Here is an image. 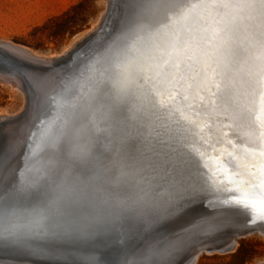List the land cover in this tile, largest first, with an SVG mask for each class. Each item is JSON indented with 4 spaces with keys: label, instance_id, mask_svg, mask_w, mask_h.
Masks as SVG:
<instances>
[{
    "label": "snow or ice",
    "instance_id": "6c2138e0",
    "mask_svg": "<svg viewBox=\"0 0 264 264\" xmlns=\"http://www.w3.org/2000/svg\"><path fill=\"white\" fill-rule=\"evenodd\" d=\"M168 8V0H109L106 15L119 21L110 45L87 54L92 64L83 70L77 57L65 70L71 77H55L50 89L42 90L41 78L15 66L5 69L4 74L30 82L41 124L53 111L49 91L60 87L69 95L48 127L46 139L58 166L43 185L18 184L14 170L5 175L3 165L12 154L0 152V264L31 258L41 264H100L96 252L120 240L121 256L133 257L135 264H184L190 237L223 226L197 218L194 205L204 198L206 181L198 161L183 148L188 128L152 97L169 88L178 97L184 76L189 89L211 84L210 111L247 129L242 159L252 162L243 171L235 157L224 163L237 179L246 171L255 181L252 189L262 190L264 210V147L258 145L264 141V103L260 116L255 109L258 94L264 101V92L257 91L264 86V0H200V22L215 40L205 34L194 41L186 30L172 33L163 45L146 39V19ZM182 64L187 73L180 72ZM81 81L82 94L75 88ZM188 99L185 94L177 101L178 110ZM86 112L98 114L104 127L97 131L106 135L82 123ZM243 195L255 206L251 189ZM234 203L248 207L239 196ZM131 237L139 244L129 246Z\"/></svg>",
    "mask_w": 264,
    "mask_h": 264
},
{
    "label": "bare ground",
    "instance_id": "6f19581e",
    "mask_svg": "<svg viewBox=\"0 0 264 264\" xmlns=\"http://www.w3.org/2000/svg\"><path fill=\"white\" fill-rule=\"evenodd\" d=\"M187 1L189 0H168L169 8L167 10L150 15L145 22L148 23L147 25L149 29L153 26L157 28V30L154 31V34L150 36H153V38L158 37L157 40H159L160 44H163L160 42L161 39L169 37L172 33H179L183 35L185 34V30L188 34L193 36L194 41L195 38L204 36L205 34L208 37L210 35L213 36L211 31L205 33L204 24L200 22V20L203 19L201 17L202 10L199 8L200 0H191L189 3H187ZM104 2L106 6L105 9L99 13L96 21L89 27V29L83 32L76 40L69 42V44L59 52H40L34 47L26 45V43L24 44L16 42L15 40L7 37H0V49H10V51L16 53L17 57L20 59L23 58L24 60L35 63L38 66H43L44 69H47V72H50V69L55 65L65 62L64 58L71 54L74 50L75 51L72 54H76L78 51H82L84 48H88L91 45L89 44L90 41L86 42L87 38L85 41H83V39L87 36L93 37L99 33L100 30H102L101 28L103 27V21L108 17L106 13L108 10L109 0H104ZM208 25L210 28L215 27L211 21H208ZM159 28H162V30H158ZM142 35H144L145 38L149 37L147 31L142 33ZM9 66L13 65H11L9 62H6L3 65H0V68L5 73V69ZM16 68L22 72V69L19 67V65H16ZM21 78L22 76H10L7 74L0 76L1 81H6L8 84H10V86H12L14 90L20 91L22 95V103L17 111L10 112L4 108L0 109V135L3 136L8 134L12 136L16 132L17 128L20 129L19 134L16 135V133V136H13L12 141L9 142V145H7V148L5 149L11 154L14 153L15 149L18 148L24 140L25 136L23 131L25 129L22 127V125L24 123L26 124V122L23 119L25 116L29 115L27 113L29 91L25 88V85L23 86L20 80ZM180 84L177 85V88L181 90V96L179 95L176 97L175 90L168 89L167 91H164L165 93L162 95H160L162 93L160 92L158 94L159 98H153V100L158 106H166V108L171 111L174 119L179 120L181 124L187 126L188 131L183 142L184 150L189 153L196 161L197 157L195 156L198 153L212 154L213 152L214 154L215 152V156H220L218 159H216V161H221V159L228 158L227 161L231 162V160L233 161V158L235 157L236 162H239L241 165H243L241 168V171H243L244 166L251 163L253 159L249 158V161L242 159L245 153V144L248 139L247 129L235 128L231 126L230 121L225 119L222 115H217L216 113L210 111L208 105L210 104L211 97L208 89L212 86L211 84H206L203 89H196L194 87L189 89L188 86L190 81L188 80L187 76L186 80H182ZM184 89H187V92H185ZM257 91L258 93L264 92V86H258ZM185 94L188 95L189 99L187 101H183L184 107L179 108L178 110L177 101H182ZM262 103H264V101H262L261 95L258 94L255 98V109L257 116L261 115L260 109ZM189 105H191V107H188ZM206 111L208 114H205ZM161 114L167 115V112L162 110ZM82 115L84 116L82 123L93 126V129L96 128L98 125V114L86 112L85 114L82 113ZM94 133L96 134L97 132ZM100 135L104 136L106 133L102 131ZM230 141L232 143H230ZM258 145L260 147H264V141H259ZM46 147L47 148L43 153L37 155V151L32 152L29 159H25L22 162H19V159L10 167H7L10 169L13 168L19 173V175H21V184H29L39 187L45 183L52 171L58 166V160L51 162L54 165L48 161L47 153L50 155V151H54L53 146L46 142ZM50 148L52 149L50 150ZM195 149H198L199 152H195ZM5 150L2 152L5 153ZM23 155H25V153ZM33 155L34 157H32ZM254 159L256 163H259L261 158L257 155ZM49 163L51 164V167L48 166ZM7 171L8 170L6 169L4 172L5 175ZM231 175H233V177L228 178L232 179L233 182H231L229 187L238 188L243 191H249V189H251L255 193V205L260 207L262 202V190L259 187L252 189V184L255 181L249 177L248 173L245 171L244 174L238 179L235 176V172H233ZM220 177L222 179V176ZM246 182L248 187H245ZM237 196H239L244 202L252 203L253 201L252 197L244 196L238 192L223 198H211V200L208 199L202 203L199 202L194 205L197 210L198 219L205 220L208 225H215L217 222H223V226L212 227L210 230L199 236L190 237L186 252V255L189 258L184 261V264H195L198 259V254L202 251H208L206 250L207 248H211V251L215 250L221 252L234 250L238 243L237 237L239 235L248 233L253 229L260 228L259 230L264 233V222L262 223L252 218H247L248 216L238 213L237 214L239 216H243L244 218L237 217L235 216L236 212L220 209L224 208L225 206H237L234 203V200ZM224 218H226L225 221L223 220ZM209 220H212L213 222H208ZM253 221H255V223H253ZM205 235H212L211 238H209V242L207 241L198 245H192L193 241H195L197 244L204 238H207ZM132 259H130L131 262H127V264H135V259ZM246 264H264V259L258 261L257 263Z\"/></svg>",
    "mask_w": 264,
    "mask_h": 264
},
{
    "label": "rangeland",
    "instance_id": "374dc122",
    "mask_svg": "<svg viewBox=\"0 0 264 264\" xmlns=\"http://www.w3.org/2000/svg\"><path fill=\"white\" fill-rule=\"evenodd\" d=\"M105 7L104 0H0V37L26 43L40 52L56 53L87 31ZM11 88L0 79V109L14 112L21 106L22 95ZM43 152L44 146H40L36 153ZM47 155L50 163L54 161L52 155ZM7 170L6 175L14 169ZM14 171L17 183L21 184V175ZM259 229L239 235L237 246L232 251L200 252L195 264L257 263L264 259V233ZM127 243L129 246L137 245L139 240L131 237ZM123 246L124 240H120L100 248L96 255L100 261L102 256L109 260L118 259L117 264H127L133 257L124 259L121 256Z\"/></svg>",
    "mask_w": 264,
    "mask_h": 264
},
{
    "label": "water",
    "instance_id": "95a60500",
    "mask_svg": "<svg viewBox=\"0 0 264 264\" xmlns=\"http://www.w3.org/2000/svg\"><path fill=\"white\" fill-rule=\"evenodd\" d=\"M189 2H191V0L187 1V3H189ZM107 16L108 17L105 18L103 21L104 22L103 27L101 28L102 30H100L99 33H97L93 37L87 36L83 39V41H85V39L87 38L86 42L90 41L89 44H91V45L88 48H84V50L78 51V53H76V54H72L75 51L74 50L71 54H69L68 56H66L64 58L65 62L60 63V64L58 63L57 65H55L53 68L50 69V72H47V69H44L43 66H38L35 63L24 60L22 57H21L22 59H20L19 57H17L16 53L10 51V49H0V60H3L4 63L9 62L11 65H13L15 67H16V65H19V67L22 69L23 73L29 74V75L37 77V78H41L42 90L43 89H50L52 87V85L57 84L55 77L60 76V77H63V79H65V80H67L71 77V74L66 73L65 70L72 68L77 63V57H79L80 60L84 61V63L81 65V70H83L85 65L91 66V64H92V61L87 59V54H91V52L94 51V49L98 45H101V44H104L105 49L108 48V46L111 43V41L108 40V38L110 36H112L117 31V29L119 27V21L115 17H112L110 15H107ZM145 23L148 24L147 22H145ZM162 28H159L158 30L161 31ZM156 30H157L156 27H154V26L151 27L147 31L149 37L146 39H151L154 42H156V41L159 42V40H157L158 37L153 38V36H150V35L154 34V31H156ZM208 38L209 39H215V37L213 38V36H211V35ZM165 39H161L160 42L163 43ZM129 43H131V41H129ZM161 45H163V44H161ZM77 49H79V48H77ZM4 63H0V65H3ZM168 71L174 72V71H176V69L169 67ZM187 71H188L187 65L182 64L181 68H180V72L182 74H184V73H187ZM3 75H4V72L0 68V76H3ZM10 76H13V75H10ZM20 80H21L23 86L25 85V88L29 91V98H28V103H27V113L29 115L25 116V118L23 120H25L26 124L24 123L22 125V127L25 129L23 131L24 136H25L24 137L25 141L23 140V142L19 145V147L15 149L14 153H12V158L9 161L4 162V165H3L4 169H7V167H10L12 164H14L19 159H20L19 162H22L25 159H28V157L31 156L32 152H36L40 149V146H44V150L47 148L46 147V142H47L46 141L47 140L46 134L48 131V127L50 126L52 120H54L57 117V115L59 114L60 104L63 102L64 98L69 95V93H67V92L61 94L60 87H56V88L52 89L51 91H49V96L55 97L53 104H52L53 111L51 112V116L47 120H44V123L41 124V123H39V120L44 119L43 116L41 115L39 118H37L33 112V108H34L33 88L31 87L30 82L27 79H25L23 76ZM182 80H186V76H184L183 79L179 80L178 85L180 84V82ZM82 83L83 82L81 81L75 85L76 91L78 93H81V94H82V92H81V84ZM184 86H185V84H184ZM85 87H86V85H85ZM169 89H171V88H169ZM163 93H165V92L162 91V93L160 95H162ZM158 96L159 95L156 93L152 94L153 98H157ZM97 119H98L97 120L98 125L96 126V128L93 129V132H97L96 135H100L102 133V131H97V129H103L104 125H103V122L99 120V116L97 117ZM94 120H96V119H94ZM33 125H35V127ZM17 129H16V132L12 136H10L8 134L3 135V136L0 135V152H2L3 150H5L7 148V145H9V142L12 141V138L16 133H17L16 135L19 134L20 129L19 128H17ZM33 133H35V135H33ZM34 149H35V151H34ZM51 149L52 148H50V150ZM197 151H198V149H195V152H197ZM5 153H8V151L5 150ZM24 153H25V155H23ZM52 154H53V151L52 152L50 151V155H52ZM214 154H215V152H214ZM214 154H213V152H212V154L211 153H209V154L198 153L195 156V157H197L196 159L200 165L202 180L206 181V184H205L206 194H205L204 198L199 200L197 203H199V202L202 203L208 199L211 200V198H217V199L223 198L226 196H230L231 194H234V193L236 194L238 192L241 194L248 192V190L243 191V190L238 189V188L229 187L231 185V182H233L232 179H229V178L233 177V175L227 173V172H229V169L224 163L225 161L228 160V158L221 159V161H219V160L216 161V159H218V157H220V156H215ZM53 159L57 160L55 158H53ZM49 167H51V164L49 165ZM242 167H243V165H242ZM46 170H47V168H46ZM220 176H222V179ZM233 190H235V192ZM246 203L248 204L247 208H245L243 206V204H241L239 206L237 205V206H233V207L225 206L224 208H220V209L226 210V211L236 212L235 216H237V217L244 218L243 216L238 215V214H243V215L248 216L247 218H252L256 221H260L263 223L264 220L261 219V216H264V210H262L259 206H256V205L252 206V203H248V202H246ZM225 219L226 218H224L223 220L225 221ZM208 222H213V221L209 220ZM206 236H207V238H204L201 242H199L197 244H196V242H194L192 245H198L200 243H205L207 241L209 242V238H211L212 235H205V237ZM100 259H103L102 261H100V264H117V262H118V259L109 260L107 258L105 259L102 256L100 257ZM4 264H13V262L12 261H5ZM24 264H41V261L39 258H31L30 260H26L24 262Z\"/></svg>",
    "mask_w": 264,
    "mask_h": 264
}]
</instances>
